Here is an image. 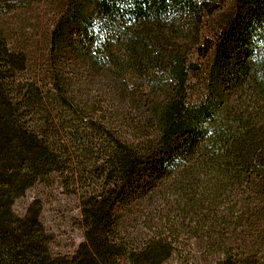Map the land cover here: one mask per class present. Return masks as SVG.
Segmentation results:
<instances>
[{
    "label": "trees",
    "instance_id": "trees-1",
    "mask_svg": "<svg viewBox=\"0 0 264 264\" xmlns=\"http://www.w3.org/2000/svg\"><path fill=\"white\" fill-rule=\"evenodd\" d=\"M207 11L205 0H66L47 84L18 74L25 58L0 35V264H264V0H235L213 43L200 37ZM92 134L84 240L54 256L39 203L24 216L12 206L67 171L69 137Z\"/></svg>",
    "mask_w": 264,
    "mask_h": 264
},
{
    "label": "rangeland",
    "instance_id": "rangeland-1",
    "mask_svg": "<svg viewBox=\"0 0 264 264\" xmlns=\"http://www.w3.org/2000/svg\"><path fill=\"white\" fill-rule=\"evenodd\" d=\"M205 1L210 11L204 15L200 37L201 42L210 39L213 43L233 12L235 0ZM65 5L66 0H0V35L13 51L22 53L25 58L26 67L23 72L18 73L20 76H32L41 79L42 84H47L46 74L49 75L51 70L58 67L56 54L53 57L50 54L51 38ZM213 50L214 48L205 59H198L195 54L191 58L198 59L199 64L204 68L211 60ZM201 77V73L198 79L191 74V94L200 88ZM63 114L68 120L67 126L74 124L70 121L71 116H68V113ZM77 122L75 126L81 127V123L77 124ZM94 134L89 138L77 136L70 139L69 137L66 145L72 163L67 171L54 172L37 181L18 197L12 206L17 215L24 216L33 201L39 203L40 219L50 237V251L54 256H71L84 240L80 196L83 190L98 183V171L91 168L98 154L95 153L96 151L85 153L83 149H89L99 141ZM91 140L92 144H90ZM140 225L138 223L135 229L139 230ZM185 250L188 252L187 247ZM192 250H189L190 253L186 257L189 263L195 259ZM178 258L180 257L173 254L162 264H180Z\"/></svg>",
    "mask_w": 264,
    "mask_h": 264
}]
</instances>
